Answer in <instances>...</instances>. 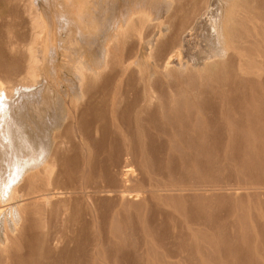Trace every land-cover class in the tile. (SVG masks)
<instances>
[{"label": "bare ground", "instance_id": "obj_1", "mask_svg": "<svg viewBox=\"0 0 264 264\" xmlns=\"http://www.w3.org/2000/svg\"><path fill=\"white\" fill-rule=\"evenodd\" d=\"M27 1H28V10H29V11L28 10L27 11L29 12V17L32 19L31 20L32 24L30 25V27L32 28V26H33V28L35 29L34 38L31 41L28 40L29 42L26 43V50H27L26 52L29 56V64L27 63L28 68H29V72H28V75H27V78L25 81L24 80H22L20 82L16 81L17 83H15V84H12V85L10 84L9 86H6L5 88H3V87L0 88V149H2L1 147H6L5 145H8L9 146V148L7 146V148L9 149L8 151H12L11 153H8V155L9 154H11V155H9L7 157L5 156L6 153L4 155L6 157L5 161L8 160L7 161L8 163L6 165V170H7L6 174H4V172L0 170V203L4 202L2 205H0V228H1L0 230L3 232V235H4L3 239H0V244H3V246L0 245V248H2V251H3V249L5 250L7 247H9V249H10V247H11V249H12V247H16V248L20 247V248H22V250H24V252H22V250H21V253L20 252L18 253L20 258H21V260L19 258V260L21 261L20 263L21 264H36V259L37 258L39 259L41 256V255L40 256L35 255V253H37V249L39 248V245H40L39 243L47 242V243H51L52 245H54L57 241H59L57 239V236L54 233V232H56V231H54L55 230L54 228H53L54 230L50 234L54 233L55 236L52 235L51 237L50 236L46 237L42 234L43 231L45 230L44 225L48 226V225H46V222L44 220L49 219V216H47V214L44 213L45 214L44 216L46 218L45 217L42 218V219H44V218L45 219L43 220L44 224L41 223V225H43V226H41V230H39V226L36 224L38 226L37 227L38 229H35L33 231L32 230L33 227H31L32 225H30L31 220H32V223H34L33 221H35L34 220L35 216L33 218H31L32 215L30 214V212L32 213V211L30 210L33 208L32 204H31L32 206L29 205V210H30V211H28L29 214L26 211L25 212L27 214H23V211L21 209H19V208H22V205H24V204H21V206L16 205V207L15 206L14 207L9 206L10 208L5 210V211H3L1 209V207L4 205L7 206V204L8 205L10 204L13 206V204L17 203V201L19 200L18 197L21 198L22 196H24L23 192L21 191L22 188L19 189L20 188L19 187L17 189L18 186H16V185L18 184V181H21L22 177H26V179L28 180L26 173H27V171H29L28 169L31 167L32 163L35 162V167H36V163L38 165V163H43L42 161L48 162L49 165L46 164V162H45V165L43 168L42 175L44 178H45L44 174L49 177L48 179H50L54 175V173L63 171L61 168H59V166H61V165H59V163H57L56 154L54 153V154L49 155V153H48L50 150V144H52L53 140L52 139L48 140L46 137H44V134L42 133L43 125H45V122L48 121V119L50 117V116L48 117V115H47V112H46L47 108H49V105L53 104L54 101H50V99H49L50 96H49V93L47 91L48 89L45 87V85L42 84L41 80H39V71L42 69V67H47L48 65L54 69V66L56 65V57L58 58L59 54L61 53V55L63 56L64 62L69 66V68L72 70V72L76 76V80H77L76 82H77V86H78V89L76 88L78 90L76 92L78 94L77 96H79V94H80V96L83 97V96H85V94L87 95L88 91L86 92L84 90V87L89 86L88 84H85V83H86V80L91 77V74L92 73L95 74L94 78L99 79L98 77L96 78V75L97 76L99 75V77H102L103 70L106 71L105 69H107V67H105V66L108 65V61L110 62L109 57H108L110 52L108 51V49H107L108 47H106V44L104 43V42H106V40H103V39H105V37H104V35H105L104 33L106 30L105 28H107V26H109V24H107V16H106L107 14H105L106 4L103 3V0H97V1L93 0L94 3L88 2L89 0H27ZM44 2L45 3L49 2V5H51L49 8L46 5L49 10L45 11V9L43 7ZM108 3H107V7H108ZM142 5L143 4H140L139 6H142ZM258 6L260 7V5H258ZM51 7H53V8L51 9ZM106 10H107V8H106ZM260 11H261V9H260ZM52 12L55 13L54 16H56V18H57V22H56L57 26L56 27L53 26V20L52 19L46 18V17L44 18L45 14L52 13ZM256 15L258 16V14H256ZM261 15H262V13H261ZM263 15H264V12H263ZM263 15L261 16L262 19H263ZM254 17H256V16H254ZM108 19H109V21L111 20L110 18H108ZM113 20H114V18H113ZM109 21H108V23H109ZM119 22H121V20ZM135 22H136V20H135ZM115 23L116 22H114V24ZM230 25L232 27V25H233L232 22L230 23ZM238 25H239V22H238ZM236 26H237V22H236ZM236 26H234V28ZM112 28H113V26H112ZM227 28H228V26H227ZM156 31H157V29H156ZM196 31H197V28H196ZM243 31L244 30H242V32ZM231 32H232V30H231ZM54 34H55V36H54ZM182 35H184V34H182ZM189 35H190V33H189ZM28 38H29V36H28ZM187 39H188V37H187ZM234 41H235V39H234ZM24 49H25V47H24ZM84 50L85 51L89 50L90 52L93 51L92 58L93 57L94 58L92 61L84 58V53H85ZM218 53H220V52H218ZM224 54H225V52H224ZM88 57H89V55H88ZM219 57H221V56L219 55ZM116 58L119 59L120 57L116 56ZM116 58H115V60H116ZM155 59H157V58H155ZM164 60L159 62V63H164ZM9 61H10V59H9ZM116 61L118 62V60H116ZM116 61H115V63H116ZM119 61H121V60H119ZM248 62H249V60H248ZM175 63H176V61H175ZM149 64H151V63H149ZM177 64H179V63H177ZM182 64H184V63H182ZM120 66H123V65L120 64ZM158 66L160 69H162L163 72H165L166 76L169 75L168 74L169 72H166V71H168V67L166 68L162 64L161 65L158 64ZM123 67L125 68V66H123ZM123 67H121V68H123ZM201 68H202V66H201ZM96 70H97V72H95ZM169 70H172V68L171 69L169 68ZM177 71H179V70H177ZM146 72H147V70H146ZM118 73H119V71H118ZM184 75H186V73ZM248 76H250V75H248ZM0 77H2V76H0ZM212 77H213V75H212ZM254 77L255 76H253V78ZM261 77H263V75H260V78ZM183 78H186V77H183ZM222 78L223 77H221V79ZM12 79H10V81ZM149 79H152V78H149ZM177 79H179V77ZM104 80L107 81V78H105ZM155 80H156V84H157L158 83L157 78ZM190 80H192V79H190ZM219 80L220 79L218 78V81ZM248 80L252 81V79H248ZM96 81H98V80H96ZM244 81H247V80H244ZM6 82L7 81H5V83ZM180 82H182V81L180 80ZM183 82H184L183 84L186 83L185 81H183ZM194 82H193L194 85L192 84L193 87L196 88V86H198V85H199L198 87L201 86L202 82L200 84H196V81H194ZM224 82H225V80L223 81V83ZM11 83H13V81ZM191 83H192V81H191ZM223 83H222V85L225 86L224 85L225 83L224 84ZM102 84H103V81H102ZM177 84L178 83L176 82V86L174 85L175 86L174 89H177ZM187 84L188 83H186L185 85L187 86ZM7 85H8V82H7ZM180 85L178 88H182V87H180ZM185 85H183V87H185ZM3 86H4V84H3ZM171 86H172V84H171ZM150 87L151 86H149V88ZM220 87L222 89L221 85H220ZM243 87H245V85H243ZM169 88H170V86L168 87V90L170 92L172 87L170 89ZM187 88H189V87H187ZM217 88L219 89V86H217ZM150 89H152V92H150V96H151V93L157 94L155 92L156 90L153 91V88H150ZM166 89H167V87H166ZM200 89L199 90L193 89V90L200 91ZM168 90L166 91L167 96L169 94ZM178 90L179 89L176 90L177 93H178ZM185 90H187V92L191 91L190 94H192V96L193 95L195 96V94L197 95V92L196 93L194 92L195 94L192 93L193 90L192 89L190 90V88H189L190 91H188V89H185ZM185 90H183V91H185ZM181 91H180V94L177 95V97H180L179 95H182ZM258 91H259V93L255 97H252L249 99L248 98H239L240 96L242 97L241 94H239L238 98L237 97L233 98V96L229 97L228 99L226 98L227 102H226V99H224V101L229 104L228 107L224 106V109H221V112H222V110H224V113L222 112L224 114L222 118L226 122V125L223 123V121H222L223 124L221 122L220 123L223 125V127L227 128V130L229 132V134H227V136L226 135L223 136V134H217V132H219L221 130L218 126L217 127L220 130L215 132L216 134H209V132L205 130L208 133H206V132L200 133V134L198 133V136L196 135V133H195V136L193 134H190L189 133L190 131L188 129H186L189 131L187 137L189 136V134L191 137V139H189V142L185 144L186 146L189 145L190 148L192 147L189 151L186 150L187 149L186 147H185L186 149L182 148L181 147L182 144L180 145L179 144L180 141H179V143H177V144H179L180 147L179 146L171 147L172 148V149H170L171 154L167 153L166 155H164V157H162L163 155L161 156V154H160V152L162 153V150L158 151V148H154V146H153L152 142L154 140L153 139L154 137H152L150 135V134H152L151 131H150V134L146 132L147 134L145 135V130L141 129V131H143L144 134H140V133L136 134V132H140V130L139 131L135 130L136 128L140 129L139 127H136V126H135L136 128H134V130L136 131L135 132L136 136H134V137L132 136V138L129 140H124L125 139L124 138L123 140L120 141L121 143L118 141L119 142L118 144H121L123 148L126 147V149H124L126 156L128 154L129 155L132 154L134 157H136V158L138 157L139 159H140V157L141 158L145 157L146 165H144V166L149 167V169L152 166V169L149 170L150 173L153 170L152 172H154V174L160 175L162 177L163 176L165 177L167 175L174 177V179H171V181H169V182H166V181H164V182L156 181L155 183L150 182V184L152 185L151 187L155 186L156 188L153 187L152 189H149V186H147L148 182L144 184L143 177H146V176L144 175L145 172L143 169V165L139 169L140 170V173H139L140 176H138L137 178L130 173L129 163L126 162L127 160H124L126 157L124 159L122 158L124 150L120 149L122 152L119 150L120 153H118L119 154L118 158L114 157V155H113V159L116 160L114 172H111V168L113 170V167L110 168L108 163H106V166H104L105 164H103L104 168L98 169L99 166L97 165L98 162L96 160L97 156L95 157V160L93 159V156H92V159L89 158L87 163H86V161H85L86 159L84 158L86 155L83 154V156L85 155L83 157L85 160L82 159L83 162H85V164H84L86 167V169L84 168L85 171L88 169V172L94 173V171L99 170V173L101 171H103V176H106V177L111 176L110 177L111 179L109 178V180L112 181V184H113L112 187H113V189L115 188V190H112V189L108 190L107 188L102 189L100 187H95V190L98 191L97 194H93V195H88L90 193L87 194L88 201L91 205V208L93 209V210L91 209L92 212L90 213V217H91V215L93 216V213H96L99 210V214L98 213L97 214H98V216L100 215V219L98 217H94V218L96 221H97L96 218H98L99 222L101 221V224H102L104 222H108L107 219L106 220L103 219V215L106 214V211H109L111 214H110V218H109L110 219L109 226H108V224H107L108 227L106 226L107 229H102L101 227H99L100 225H98V223H97L98 221L95 224H94V222H95L94 221L93 222L94 225L91 224V227H90L91 232L90 233H92V234L95 233L97 235H95L91 238L92 243L88 247L87 251H85V248L83 247L81 250V253L87 252V253H89V254H86L88 257L89 256H91V257L95 256L97 258V260L104 261L105 264H109V263L112 264L111 262H113L114 264H128V263L132 264V262H134L136 264H179L180 262L182 264H264V148H263L264 147V115H263L264 111L260 110V109H262V103L264 101L263 100L264 99V81L263 80L261 82V85L259 84ZM159 92H161V90H159ZM159 92H158V95L160 94ZM224 92H226L225 89H224ZM53 93H54V90H53ZM183 94H184V92H183ZM198 94H199V92H198ZM216 94H217V92H216ZM163 95H164V93H163ZM166 95H164L165 96V98L163 97L164 99H166V97H167ZM199 95H201V94H199ZM77 96L75 94V97H77ZM157 96L156 95L154 96L152 94V97H151L152 101H153V97H157ZM160 96H162V95L160 94ZM171 96H172V94H171ZM174 96H176V95H174ZM218 96H217V98H218ZM237 96H238V94H237ZM186 97H187V95H186ZM160 98H157L156 100H158ZM169 98H174V97H169ZM197 98H199V97L197 96ZM45 99H47L46 102H45ZM181 99H183V97ZM188 99L193 104H196L195 103L196 101H197V103H198V101H200L199 99L198 100L195 99L196 101L193 102V100H190L191 98H188ZM80 100H81V98H80ZM170 100H172V99H170ZM176 100L174 99V101H176ZM219 100H221V98H219ZM219 100H218V102H219ZM152 101H151V104H152ZM164 102H167L168 103L167 106H170L169 105L170 103L168 101L164 100ZM164 102H163L164 106L167 107ZM176 102H178V101H176ZM181 102L185 103V101H181ZM201 102L202 101H200L199 105L201 104ZM204 102L205 101H203V103ZM179 103L180 102H178L177 104H179ZM114 104H116V103H114ZM154 104H155V100H154ZM187 104L190 105L189 103H187ZM187 104H185V105L187 106ZM171 105H173V104H171ZM180 105H177V106L180 107ZM164 106L161 104L160 108H162ZM218 106L220 107V104ZM152 107H154L153 104H152ZM173 107H174V105H173ZM173 107L171 106L168 108L170 109ZM181 107H183V106H181ZM188 107H190V106H188ZM215 107H217V105ZM175 108H177V107L175 106ZM180 108H179V110H180ZM192 108H193V110H195L193 105H192ZM204 108H206V107H204ZM157 109H158V107L156 108V110ZM167 109L165 110L166 113H167ZM182 109L184 110V107ZM201 109L202 108H200L199 110H201ZM145 110H147V109H145ZM145 110L144 111L142 110V112H145ZM163 110L161 109L162 112H163ZM172 110H173V112L175 111V115H177L176 109L175 110L171 109V111ZM148 111L149 110H147V112ZM157 111H159V109ZM195 111L197 112L198 108ZM84 112H86V111H84ZM162 112H160V114ZM173 112H172V114H173ZM181 112H180L181 114H183V112L186 113V111H181ZM201 112H203V111L201 110ZM259 112L261 114H259ZM157 113H156V115L160 116V114L158 115ZM166 113L163 115V116H165L164 120L168 119V116H170V118L168 119V120H170L171 115L168 113V116H167ZM188 113H190V112H188ZM150 114H151V112H150ZM236 114H238L240 116L236 117L235 116ZM81 115H82V113H81ZM145 115H146V113H145ZM148 115H149V112H148ZM186 115L188 117V114H186ZM118 116H120V115H118ZM118 116H117V118H118ZM163 116L161 115L162 121H163ZM179 117L176 118V116H175L173 121H171V122L168 121L170 123L173 122V129H175V131L174 130L173 131L171 130L172 132L170 131L171 132L170 134H172L171 139H173L172 137L175 136V134L177 132V128L179 130L181 129L183 131L182 128H179V125L187 126L188 121H186V119H183V117H181V118H179ZM199 117H201V115L200 116L198 115V117L196 119H198ZM140 118L142 119L145 117L143 115ZM148 118L149 117L144 119V121L140 119L141 122H139L140 120H138V118H137L136 121L138 120V123L143 124V123H145V120H147ZM204 119H201L199 124L200 123L202 124ZM118 120H119V118H118ZM130 120H131V118H130ZM130 120H129V122H131ZM210 120H213V121H210V122L208 121L207 124L204 122L205 125H208V127L210 126V124L218 121V119H210ZM136 121H135V123H136ZM149 122H150V119H148V123ZM166 122H167V120H166ZM166 122L164 121V124ZM138 123L136 124L137 126L139 125ZM148 123L146 121V125H145L146 128H148V126L151 125ZM167 123L164 127L160 126L162 129L156 128L157 129L156 131H158L160 133L162 132L165 134L167 129L169 131V127L167 126ZM221 124H219V125H221ZM68 125H69V123H68ZM168 125H169V123H168ZM47 126H49V125H47ZM122 126H123V124H122ZM69 127H71V125H69ZM74 127H76V126H74ZM74 127H72V129ZM133 127H134V125H133ZM171 127H172V124H171ZM192 127H193V125H192ZM199 127H200V125H199ZM154 128H155V126H154ZM193 128L195 129V126ZM210 129H212V128L209 127V130ZM76 130H77V128H76ZM132 130H133V128H132ZM201 130H202V128H201ZM213 130L214 129H212V131ZM127 131H125V132L127 133ZM179 132H177V134ZM168 134H169V132H168ZM68 135H69V133H68ZM75 135H76V133H75ZM78 135H79V133H78ZM128 135H129V133H128ZM133 135H134V133H133ZM156 135L159 136V133ZM179 135H180V133H179ZM51 136H52V134H51ZM123 136H126V135H123ZM61 137L63 138V135ZM73 137H75V136L73 135ZM163 137H165V140H166V136H163ZM187 137H186V139H187ZM80 138H82V136H80ZM93 139H96V138H93ZM93 139H90V140H92V143H93ZM159 139H157V140L159 141ZM253 139L259 140V144L260 145L263 144V147L259 148V149L252 147V145L254 144V141H255ZM162 140H163V138H162ZM173 140L175 141V138ZM69 141H71V138ZM96 141H97V139H96ZM99 141H101V140H99ZM161 142H159L160 145L162 144ZM163 142H164V140H163ZM175 142H178V141H175ZM175 142H173L172 144H174ZM73 143H75V142H73ZM90 143H91V141H90ZM165 143H167V141H165ZM59 144H61V146L63 147L62 144H64V143L62 142V140L61 141L59 140ZM68 144H69V142L65 145H68ZM97 144H98V141H97ZM102 144H103V142H102ZM223 144H225V148H223L222 150L218 149L217 146L218 145L220 146ZM53 145H54V143H53ZM121 145H120V147H121ZM55 146H56V144H55ZM58 146H57V148H58ZM93 146L94 147L96 146L95 142H94V145L92 144V147ZM99 146L102 147V145L99 144L98 145L99 149H100ZM157 146H155V147H157ZM169 146H170V142H169ZM64 147H67V146H64ZM82 147H83V151L81 150ZM162 147H163V145H162ZM166 147H168V146H166ZM77 148H78V143H77ZM84 148H85L84 146H80L81 154H82V152L84 153ZM95 148L97 149V146ZM54 149H55V147H54ZM96 149H94V150L97 151ZM2 150H4V148ZM73 150L76 151V149H73ZM219 150H221L223 152L221 155L217 154ZM85 151H86V149H85ZM101 151H103V148L101 149ZM90 152L92 153V151H90ZM73 153H76V152H72V154ZM78 153H76V154H78ZM106 153H109V152H106ZM116 153H117V151H116ZM69 154H71V153H69ZM62 155H63V152H62ZM58 156H60V155H58ZM88 156L90 157V153L88 154ZM79 157H80V159L82 158L81 156H79ZM79 157H78V160H79ZM111 158H112V156H111ZM131 158L133 160V157H131ZM134 161H135V159H134ZM58 162H59V157H58ZM63 164H64V162H63ZM100 164H101V162H100ZM132 164H130V166ZM139 164H138V166H140ZM84 165L82 164L80 166L81 169H83L82 166H84ZM134 165L135 164H133V166ZM136 166H137V164H136ZM63 167H66V169H68L67 165L62 166V168ZM77 168H79V166ZM191 168H194L195 172H193L191 170ZM33 169L35 170L36 168H33ZM136 169L138 171V167H136ZM221 170L229 171V172H233V173H234V171H236L237 174H242L243 176L248 177L249 180L243 182L244 187H237L236 186L237 184L233 183L230 180H228V181L226 180L229 178V176L228 177L226 176L228 172L227 173L225 172L226 175L224 174L226 178L223 177V179H221L219 177L221 175L219 173V171H221ZM38 171H39V169H38ZM132 171H134V170L132 169ZM218 173L220 175H218ZM59 174H61V173H58V175ZM95 174H98V173H95ZM95 174H93V175H95ZM38 175L39 174L36 175V173H35L36 177ZM42 175H40V176H42ZM62 176L65 177L64 175H62ZM78 176L81 177L79 173H78ZM3 177L9 178L10 180L9 179L8 180H2ZM84 177H85V175H84ZM87 177H86V179H87ZM95 177H96V175H95ZM100 177H102V172H101ZM106 177H104L105 180H106ZM26 179H25V181H26ZM38 179H37V182H38ZM88 179H87V181H88ZM138 180H141L142 182L140 181V183H139ZM25 181H22V183ZM82 181L80 183H82ZM16 182H17V184H16ZM41 182L42 181L39 180V183H41ZM95 183H96V181H95ZM29 185H30V188H32L31 187L32 185L30 183H29ZM36 185H38V183L35 184V186ZM90 185H91V183H90ZM81 186L83 187V184H81ZM25 187L26 186H23V191L26 190V189H24ZM79 187H80V184H79ZM91 187H92V185H91ZM77 188L78 187L76 186V189ZM137 188L139 190L143 189L146 193V194L143 193L144 195H142V197L141 198L139 197L138 199H136V197L133 198V196L131 195L132 193H130V192L136 191L135 189H137ZM36 189H37V187H36ZM239 189L253 190V195H252L253 198L251 197L252 200L250 199L251 201H248L249 203L245 201V194H247V193L250 194L251 191L244 192V191H241ZM236 190L241 191L242 194L237 196L238 193H240V192L237 193ZM29 191H27L26 194H28ZM32 191H33V194H34V192H36L35 189L34 190L32 189ZM19 192H20V195H19ZM21 192H22V196H21ZM52 192H50V193H52ZM124 192H129V193L124 194ZM80 193H82V192H80ZM45 195L44 196L41 195V197H39L40 198L39 201L42 205L41 207H43V210H44V208L47 210L49 207L52 206V203H53V199L51 198V194H50V196H48V195L45 196ZM64 195H66V194H63L62 196H64ZM71 195H72V193H71ZM71 195H69V196H71ZM53 196L55 199V195H53ZM56 197H58V195ZM27 202H29V201H27ZM32 202H33V200H32ZM34 207H36V206H34ZM88 209L90 212V208H88ZM93 219L91 218L89 220L93 221ZM92 221H91V223H92ZM56 222H57V220H56ZM62 223H63V221H62ZM51 224H50V226H52ZM92 225H93V227H92ZM54 226L55 225H53V227ZM57 228H59V229H57ZM57 228L56 229L59 231L61 226H59ZM67 231H66V233H67ZM133 246L135 247V249ZM127 250H129V251H127ZM51 251H52V249H51ZM4 252H6V251H4ZM10 252H13V249ZM15 252H16V250L14 251V254H15ZM20 254H22V255H20ZM11 255H12V253H11ZM7 256H9V258H10V255H7ZM42 256L49 257L48 250H46V252H44V254H42ZM12 257L15 258V257H17V255L16 256L12 255L11 258ZM17 259H18V257H17ZM17 259L15 258L16 261H17ZM18 261L16 264H19ZM8 262H9V264L12 263V261L10 262V260ZM4 264H6V263H4Z\"/></svg>", "mask_w": 264, "mask_h": 264}, {"label": "rangeland", "instance_id": "obj_2", "mask_svg": "<svg viewBox=\"0 0 264 264\" xmlns=\"http://www.w3.org/2000/svg\"><path fill=\"white\" fill-rule=\"evenodd\" d=\"M95 1H97V0H95ZM88 2L94 3L93 0H89ZM103 3L106 4L105 14H107L106 15L107 16V24H109V26H107V28H105L106 29L105 33H104L105 39H103V40H106V42H104V43L106 44V47H108L107 49L110 52L108 55L110 62L108 61V65L105 66V67H107V69L104 68L106 71L103 70L102 77H99V75L98 76L96 75V78L98 77L99 79H95L94 78L95 74L92 73L91 77L86 80L85 84H88L89 86L88 87L85 86L84 90L86 92L88 91L89 93L87 92V95L85 94V96H83V97H81L80 94H79L80 97L77 96L78 94L76 92L78 91L77 90L78 86H77V82H76L77 81L76 76L74 75L72 70L69 68V66L64 62L63 56L61 55V53L59 54L58 58L56 57V65L54 66V69L48 65L49 67L48 66L42 67V69L39 71V80H41L42 84L45 85V87L48 89L47 91H48L49 96H50L49 97L50 101H54V103L49 105V108H47L46 112H47L48 117L49 116L50 117H49L48 121L45 122V125H43L42 133L44 134V137H46L48 140H51V139L53 140L52 144H50V150L48 153H49V155L54 154V153L56 154L57 163H59V165H61V166H59V168H61L63 171L60 169L62 172H56L57 174L54 173V175L50 179H48L49 177L44 174V176H45V178H44L42 173H43V168H44L46 161H42L43 163H38V165L40 164L39 166L36 163V167H35V162L32 163L31 167L28 169L29 171H27L28 174L26 173L28 180L26 179V177H22L21 181H18V184L16 182V184H17L16 186H18L17 189L19 187H20L19 189L22 188L21 191L23 192L24 196H22V192H21L22 197L21 196H20L21 198L18 197L19 200L17 199L18 200L17 203L13 204V206L10 204L9 205L7 204L8 207L6 205L1 207V209L3 211H5V210L10 208L9 206H11V207L15 206L16 207V205L21 206V204H24V205H22V208H19L23 211V214H27L26 212L31 210L32 211V213L30 212V214L32 215L31 218H33L35 216L34 220L36 222L33 221L35 224L32 223V220L30 223V225H32L31 227H33L32 228L33 231L35 229H38L37 228L38 226H39V230H41V226H43V225H41V223L44 224L43 222L45 221L46 225H48V226L44 225L45 230L43 231L42 234L46 237L47 236L51 237L55 233V235L57 236V239L59 241H57L54 245H52L51 243H47V242L39 243L41 246L39 245V248L37 249V253H35V255L36 256L41 255V256L39 259L38 258L36 259V264L37 263L38 264H61V263L62 264H86V263L87 264H89V263L90 264L91 263L92 264H105L104 261L97 260V258L95 256H92V257L89 256L88 257L86 254H89V253H87V252L81 253V250L83 247L85 248V251H87L88 247L92 243L91 238L93 236L97 235L95 233H93V234L90 233L91 232V229H90L91 224H93L94 221H95L94 224L98 221L97 223H98V225H100L99 227H101L102 229H107V227L109 226V221H110L109 218H110V214H111L109 211H106V214L103 215V219L104 220L107 219L108 222H104L102 224H101V221L99 222V219H100V215L98 216L99 210L96 213H93V216L91 215V217H90V213L92 212L93 209L91 208V205L88 201L87 194L88 193H90L88 195L97 194L98 191L95 190V187H100L102 189L107 188L108 190H111V189L115 190V188L113 189L112 181L109 180V178L111 176H109V177L103 176V171L100 170L102 172V177H100L101 172L99 173V170L94 171V173L92 172L93 174L98 173V174H95L96 177L92 173L88 172V169L85 171V169H86V167L84 165L85 162H83L82 159L85 158L86 160L85 159L84 160L87 163L89 158L92 159V156H93V159L95 160V157L97 156L96 160L98 162L97 165L99 166L98 169L104 168V166H106V163H108L110 168L113 167V170L111 168V172H114L116 160L113 159V155H114V157L118 158L119 157L118 153H120L121 150L126 149V147L123 148L122 145L118 144V143L121 140H123L124 138H125L124 140H129L132 138V136L134 137L138 133L144 134V132L141 131V129L145 130V135L147 133L150 134V131H151L152 134H150V135L152 137H154L153 138L154 140L152 142L153 146H154V148H158V151L162 150V153L160 152L161 156L163 155L162 157H164V155H166L167 153L171 154V150H170V149H172L171 147H175V146L180 147L181 144H182V146H181L182 148L186 147L187 149L186 148L185 149L189 151L192 147L190 148L189 145L186 146L185 144L189 142V139H191L190 134H193L195 136V133H196V135L198 136V133L199 134L205 133L206 131H208L209 134H216L215 132H217L218 130L221 129L219 132H217V134H223V136L224 135L227 136V134H229V132H228L227 128L223 127V125H222L223 123L226 125V122L222 118L224 115L223 114L224 110H222L223 113L221 112V109H224V106L228 107V105H229L228 103H226L227 99L229 97H232V96H233V98H236V97L238 98L239 94L242 95V97L240 96L239 98H248L249 99V98L255 97L259 93V91H258L259 84L261 85L262 80L264 81V21H263L264 20V15H263L264 0H253V1L252 0H113V1L112 0H109V1L103 0ZM107 3H108V7H107ZM140 4H143V5L139 6ZM43 5H44L43 7H44L45 11L49 10L48 8L51 6V5H49V2H47V3L44 2ZM46 5L48 6V8ZM258 5H260L261 8ZM52 8L53 7H51V9ZM106 8H107V10H106ZM260 9H261V11H260ZM27 10H28V1L27 0H0V74H1L0 76L3 77V78L0 77V88L1 87L5 88L6 86H9L10 84L11 85L15 84V83H17L16 81H18V82H20L22 80L25 81L27 78V75L29 72V68L27 65V63L29 64V56L26 52L27 51L26 50V43H28L29 41H31L34 38V33H35V29L33 28V26H32V28L30 27V25L32 24L31 23L32 19L29 17V12H28L29 10L28 11ZM52 13L45 14L44 18L46 17V18L52 19L53 20V26L56 27L57 26V23H56L57 18H56V16H54L55 13L54 12H52ZM261 13L263 15V19L261 17L262 16ZM256 14H258V16ZM254 16H256V17H254ZM108 18H110L111 20L109 21ZM113 18H114V20H113ZM120 20H121V22H119ZM135 20H136V22H135ZM108 21H109V23H108ZM114 22H116V23L114 24ZM229 22L230 23L232 22V24H233L232 27H231ZM236 22H237V26H236ZM238 22H239L240 26L238 25ZM112 26H113V28H112ZM227 26H228V28H227ZM234 26H236V27L234 28ZM196 28H197V31H196ZM156 29H157V31H156ZM231 30H232V32H231ZM242 30H244V31L242 32ZM189 33H190V35H189ZM182 34H184V35H182ZM28 36H29V38H28ZM54 36H55V34H54ZM187 37H188V39H187ZM234 39H235V41H234ZM24 47H25V49H24ZM235 47L236 48L238 47V48L236 49ZM84 52H85L84 58L92 61L94 58V57L92 58L93 51L90 52L89 50L88 51L84 50ZM218 52H220V53H218ZM224 52H225V54H224ZM88 55H89V57H88ZM219 55L221 57H219ZM116 56L120 57V58L118 59V58H116ZM115 58H116V60H118V62L115 60ZM155 58H157V59H155ZM9 59H10V61H9ZM119 60H121V61H119ZM163 60H164V63H159ZM248 60H249V62H248ZM115 61H116V63H115ZM175 61H176V63H175ZM148 62L151 64H149ZM177 63H179V64H177ZM182 63H184V64H182ZM120 64L125 66V68L123 66H120ZM158 64L159 65L162 64L166 68L168 67V71H166V72H169L168 73L169 75L166 76L165 72H163L162 69L159 68ZM201 66H202V68H201ZM121 67H123V68H121ZM169 68L170 69L172 68V70H169ZM176 69L179 71H177ZM188 69L189 70L191 69V70L189 71ZM146 70H147V72H146ZM118 71H119V73H118ZM95 72H97V70ZM185 73H186V75H184ZM212 75H213V77H212ZM248 75H250V76H248ZM252 75L255 77L253 78ZM260 75H263V77L260 78ZM178 77H179V79H177ZM183 77H186V78H183ZM221 77H223V78L221 79ZM7 78L8 79L13 78V79L10 81V79L8 80ZM105 78H107V81L104 80ZM149 78H152V79H149ZM156 78H157V82H158L157 84L158 85L156 84V80H155ZM218 78L220 79L219 81H218ZM190 79H192V80H190ZM248 79H252V81L251 80L249 81ZM96 80H98V81H96ZM180 80L182 82H180ZM224 80H225V82H224L225 84L223 83ZM244 80H247V81H244ZM5 81L8 82V85H7V82L5 83ZM12 81H13V83H11ZM102 81H103V84H102ZM183 81L188 83L187 86L185 85L186 83L183 84L184 83ZM191 81H192V83H191ZM194 81H196V84H200L202 82L201 86L198 87L199 86L198 85V86H196V88L193 87V85L195 83ZM220 81L225 86H223ZM176 82L179 85L181 83L183 85H185V87H183L182 84H181L182 86L180 85V87L183 88L182 89V88H178L179 85L177 84V89H179L178 93L176 91L177 89H174L176 86ZM3 84H4V86H3ZM171 84H172V86H171ZM216 85L219 86L220 90L217 88ZM220 85L222 86V89H221ZM243 85H245V87H243ZM149 86H151L150 88H153V91L156 90L155 92L157 94L151 93V96H150V92H152V89H150ZM169 86H170V88L172 87L171 88L172 91L170 90V92L168 90ZM166 87H167V89H166ZM187 87H189L190 90L191 89L192 90L193 89L199 90L200 88L201 89H200V91L193 90L192 93L197 92V95L194 93L196 96L195 97L193 95L195 97L194 98L192 96V94H190L191 91ZM184 88L188 89V91H190V92H187V90H185ZM223 88L226 90V92H224ZM53 90H54V93H53ZM159 90H161V92H159ZM167 90L169 92L168 96L170 95L169 97H174V98H169L166 95ZM183 90H185V91H183ZM157 91L162 96H160V94L158 95ZM180 91H181V94L183 96L179 95L180 97H177V95L180 94ZM215 91L217 92V94L219 96L216 94ZM183 92H184V94H183ZM198 92L201 95H199ZM163 93H164V95L167 96L166 99H164L165 96L163 95ZM75 94L77 97H75ZM100 94L101 95L103 94V95L101 96ZM152 94L154 96L158 95L157 97H153V101L151 98ZM171 94H172V96H171ZM173 94L176 96H174ZM237 94H238V96H237ZM186 95H187V97L189 96L188 98H191L190 100H193V102L198 100V99L200 101H202L201 104L203 103V101H205V102L202 105L201 104L199 105L200 101H198V103L196 101L195 102L196 104H193L191 101H189V99L186 97ZM197 96L199 98H197ZM217 96H218V98H217ZM182 97L184 100L181 99ZM80 98H81V100H80ZM157 98H160V99L156 100ZM219 98H221L222 101L219 100ZM163 99L168 101L170 103L169 104L170 106H167L168 103L164 102ZM170 99H172L173 101H174V99L175 100L177 99L176 101H178L180 103L177 104L178 102H176V101L173 102ZM224 99H226V102L224 101ZM46 100L47 99H45V102H46ZM154 100H155V104H154ZM218 100H219V102H218ZM151 101H152V104L155 108L152 107ZM162 101L166 104L167 107L164 106ZM181 101H185V103L181 102ZM114 103H116V104H114ZM187 103H189L190 105H188ZM218 103L220 104V107L218 106L219 105ZM161 104L164 107L160 108ZM171 104H173L174 107ZM176 104L177 105L181 104L180 107L183 106L184 110L182 109L183 107L180 108ZM185 104H187V106ZM192 105L194 108L197 106L195 108V110H197V108H198V111H197L198 113L195 110H193ZM214 105L215 106L217 105V107H215ZM171 106L173 108L169 109L168 107H171ZM175 106L177 108H175ZM188 106H190V107H188ZM157 107H158L159 111H157L158 109L156 110ZM204 107H206V108H204ZM179 108H180V110H179ZM200 108H202L201 110L204 113L201 112V110H199ZM145 109L149 110L148 111L149 115H148L147 110H145ZM161 109L162 110L164 109L163 112L167 109V113H166V111L163 113L161 111ZM171 109H174V110L176 109L177 115H175V111L173 112V110L171 111ZM142 110L143 111L145 110V112H142ZM260 110L264 111V101L262 103V109H260ZM84 111H86V112H84ZM181 111H186V113L183 112V114H181L182 113ZM150 112H151V114H150ZM155 112L156 113L158 112L157 113L158 115L160 114V112H162V113L160 114V116H157ZM172 112L174 115L172 114ZM188 112H190V113H188ZM81 113H82V115H81ZM145 113H146V115H145ZM165 113L167 116H168V113L171 115L170 120H168L170 118V116H168V119L164 120L165 116H163V115ZM186 114H188V117ZM259 114H261V113L259 112ZM118 115H120V116H118ZM143 115L145 118L141 119L140 117H142ZM161 115L163 116V121H162ZM195 115L197 117H198V115L199 116L201 115L202 118L199 117L198 119H196L197 117ZM117 116H118L119 120H118ZM175 116H176V118L177 117H179V118L183 117V119H186V121H188L187 126L179 125V128H182L183 131L181 129L179 130L177 128V132L180 131L179 132L180 135H179V133L177 134V132H176V134H175L176 137L175 136L172 137L173 139L175 138V141H178V142H175L173 139H171L172 134H170L173 130L175 131V129H173V122L170 123L171 121L174 120ZM235 116L238 117L240 115L236 114ZM147 117H149L148 119H150L149 123H148V119L145 120V123H143V124L138 123V120L141 119L144 121V119H146ZM130 118H131V120H130ZM137 118H138V120L136 121ZM201 119H204V121L202 120L203 121L202 124L201 123L199 124ZM210 119H218V121L215 122L216 124L212 123L209 126L212 129H214L213 131H212V129L209 130L208 125H205V123L207 124L208 121L209 122L213 121ZM129 120L131 122H129ZM141 120L139 122H141ZM166 120H167V122L170 121V122H168L169 125L166 122ZM135 121H136V123H135ZM146 121L148 124H151L149 126L147 125L148 128L145 127ZM164 121L167 123V126L169 127V131H168V129L166 131L167 134L166 133L164 134L162 132L160 133V132L156 131L157 130L156 128H161V127H164L166 125V123L164 124ZM222 121H223V123H222ZM68 123H69V125H71V127H69ZM137 123L139 124L138 126L136 125ZM122 124L124 127L122 126ZM171 124H172V127H171ZM219 124H221L222 126ZM47 125H49V126H47ZM133 125H134V127H133ZM192 125H193V127L195 126V129L192 127ZM199 125L202 128V130L199 127ZM74 126H76V127H74ZM135 126L139 127L140 129L136 128ZM154 126H155V128H154ZM72 127H74L75 129L74 128L72 129ZM131 127L133 128V130ZM76 128H77V130H76ZM134 128H136L135 130H137V131L140 130V132H136L134 130ZM186 129H188L190 132ZM125 131H127V133ZM74 132L76 133V135ZM77 132L79 133L80 136H82V138H80V136L78 135ZM135 132H136V134H135ZM168 132H169V134H168ZM188 132L190 134L187 137ZM208 132H206V133H208ZM68 133H69V135H68ZM128 133H129V135H128ZM133 133H134V135H133ZM158 133H159V136L156 135ZM51 134H52V136H51ZM62 135H63L64 139L61 137ZM73 135L75 137L76 136L77 137L75 138V137H73ZM123 135H126V136H123ZM163 136H166V140H165V137H163ZM186 137H187V139H186ZM70 138H71V141H69ZM93 138L97 139L98 144H97L96 139H93ZM162 138H163L164 142H163ZM90 139H93V143H92V140H90ZM157 139H159V141ZM59 140L60 141L62 140V142L64 143V144H62L63 147L61 146V144H59ZM99 140H101V141H99ZM253 140H255V141H254V144L252 145V147H254L256 149L263 147V144L262 145L259 144V140H257V139H253ZM90 141H91V143H90ZM165 141H167L168 144L165 143ZM168 141L170 142V146H169ZM179 141H180V143H179ZM68 142H69V144L65 145ZM73 142H75V143H73ZM94 142L96 143L97 149L95 148L96 146L92 147V144L94 145ZM102 142H103V144H102ZM159 142H161L162 144L160 145ZM173 142H175V143L172 144ZM53 143H54V145H53ZM77 143H78V148H77ZM177 143H179L180 145ZM55 144H56V146H55ZM99 144L102 145V147L99 146L100 149L98 148ZM120 145H121V147H120ZM162 145H163V147H162ZM5 146L6 147H1L2 149L4 148V150L0 149V170L3 171L4 174H6V171H7L6 165L8 163L7 162L8 160L5 161V158L7 156L11 155V154L8 155V153L12 152V151H8L9 150L8 145H5ZM7 146H8V148H7ZM57 146H58V148H57ZM64 146H67V147H64ZM80 146L85 147L84 153L82 152V154L80 151ZM155 146H157V147H155ZM166 146H168V147H166ZM54 147H55V149H54ZM217 147H218V149L222 150L223 148H225V144L220 145V146L218 145ZM102 148H103V151H101ZM73 149H76V151ZM85 149H86V151H85ZM94 149H96L97 151H95ZM81 150L83 151V147L81 148ZM221 150H219L220 152L218 151V153H217L218 155H221L223 153ZM90 151H92V153ZM116 151H117V153H116ZM62 152H63V155H62ZM72 152H76L78 154H76V153L72 154ZM106 152H109V153L111 152V153L109 154ZM5 153H6V155H5ZM69 153H71V154H69ZM89 153H90V157L88 156ZM124 153H125V150L123 151L122 158L124 159L126 157L124 160H127L126 162L129 163L130 173L133 176H135L136 178L138 176H140L139 175V173H140L139 169L143 165V169L145 172L144 175L146 176V177H143V181H144V184L148 182L147 186H149V189H152L153 187H155V186L151 187L152 185L150 184V182L151 183H155L156 181H158V182L159 181L169 182V181H171V179H174L173 176L167 175L165 177L164 176L162 177L160 175L154 174V172H152L153 170L150 173L149 170L152 169V166L150 169H149V167L144 166V165H146L145 157L144 158L140 157V159H139L138 157L137 158L134 157L132 154L131 155L128 154L126 156V153L125 154ZM83 154H85L86 156L84 155L85 156L84 157ZM58 155H60V156H58ZM79 156H81L82 158L80 159ZM111 156H112V158H111ZM58 157H59V162H58ZM78 157H79V160H78ZM131 157H133V160ZM134 159H135V161H134ZM63 162H64V164H63ZM100 162H101V164H100ZM132 163L135 164L134 165L135 167L133 166ZM46 164H48V162H46ZM82 164L84 165V166H82L83 169H81V167H80ZM103 164H105V165L103 166ZM130 164H132V165L130 166ZM136 164H137V166H136ZM138 164L140 166H138ZM66 165H67L68 169H66V167L62 168V166H66ZM77 165L79 166L80 169L77 168L78 167ZM136 167H138L139 172L137 171ZM33 168H36V169L34 170ZM38 169H39V171H38ZM132 169L134 171H132ZM191 170L193 172H195L194 168H191ZM225 172L226 173L228 172L230 175L228 173L226 175ZM35 173H36V175L39 174L38 175L39 177L37 176L39 179L35 176ZM58 173H61V174L58 175ZM78 173L80 174L81 177L78 176ZM86 173L87 174L89 173L88 174L89 176ZM219 173H218V175H220L219 177L221 179H223V177H225V175L227 177L229 176V178L226 180L227 181L230 180L233 183L237 184L236 185L237 187H244L243 182L249 180L248 177L243 176L242 174H237L236 171H234V173H233V172L221 170V171H219ZM83 174L85 175V177ZM40 175H42V176H40ZM62 175H64L65 177H63ZM5 177H3L2 180H8L9 179V178H5ZM86 177H87V179L89 178L88 181L91 183L92 187H91L90 183L87 181ZM104 177H106V180L107 179L108 180L106 181ZM25 179H26V181H25ZM37 179H38V182H37ZM39 180L42 182L39 183ZM22 181H25V182H23L24 184L22 183ZM81 181H82V183H80ZM95 181L97 184L95 183ZM140 181L141 180H138L139 183H140ZM29 183L32 185L31 186L32 188H30ZM37 183L39 186L38 185L35 186V184H37ZM79 184H80V187H79ZM81 184H83V187L81 186ZM23 186H26L24 188L26 190H24V191H23ZM76 186L78 187L77 189H76ZM36 187H37V189H36ZM32 189L33 190L35 189V191H36V192H34L35 195L33 194ZM135 190L136 191L130 192V193H132L131 195L133 196V198L136 197V199H138L139 197L141 198L142 195L146 194L143 189L139 190L137 188ZM239 190L244 191V192L251 191L250 194L249 193H247L248 195L245 194V201L248 202V201L252 200L251 197L253 198V196H252L253 190H245V189H239ZM239 190H236L237 193L240 192V193H238L237 196L242 194V192ZM27 191H29L30 193L28 192V194H26ZM49 191L52 193H50ZM80 192H82V193H80ZM71 193H72V195H71ZM128 193L129 192H124V194H128ZM50 194H51V198L53 199L54 204L52 203V206L49 207L47 210L45 208L43 210V207H41L42 205L39 201L40 200L39 197H41V195L50 196ZM63 194H66V195L62 196ZM19 195H20V192H19ZM53 195H55V199H54ZM57 195H58V197H56ZM69 195H71V196H69ZM32 200H33V202H32ZM27 201H29V202H27ZM3 203L4 202L0 203V205H2ZM31 204L33 205V208L31 207L32 209L29 210V205L32 206ZM34 206H36V207H34ZM88 208H90V212H89ZM44 213L47 214V216H49V219L44 220L46 218L44 216L45 215ZM28 214H29V212H28ZM43 217H45V218L42 219ZM94 217H98L99 219L96 218L97 219V221H96ZM91 218L92 219L94 218L93 221L89 220ZM55 219L57 220V222ZM62 221H63V223H62ZM91 221H92V223H91ZM50 224L52 226H50ZM57 224L59 226H61V228H62V229L60 228L59 231L57 230V229H59V228H57V227H59ZM107 224H108V226H107ZM53 225H55L56 227L55 226L53 227ZM93 225H92V227H93ZM53 230L56 232H54L53 234H50ZM66 231H67V233H66ZM3 236H4L3 232L0 230V239H3ZM0 245L3 246V244H0ZM6 249L5 250L3 249V251H2V248H0V264H4V263L9 264V262H8L9 260H10V262L12 261L13 264H16L20 258L18 253L19 252L21 253L22 248L12 247L13 252H10V251H12L11 247H10L11 250L9 249V247H7ZM51 249L53 252L51 251ZM134 249H135V247H134ZM15 250H16L15 254L18 257V259H17V257H15L17 259V261L15 260L14 257H12L14 260L11 258L12 255L16 256L14 254ZM46 250H48L49 257L42 256V254H44V252H46ZM4 251H6V252H4ZM127 251H129V250H127ZM22 252H24V250H22ZM11 253H12V255H11ZM22 254H20V255H22ZM7 255H10V258ZM20 260H21V258H20ZM20 260L18 261L19 264H21ZM12 263H10V264H12ZM111 263L114 264L113 262H111ZM128 264H131V263H128ZM132 264H136V263L132 262ZM179 264H182V263L180 262Z\"/></svg>", "mask_w": 264, "mask_h": 264}]
</instances>
